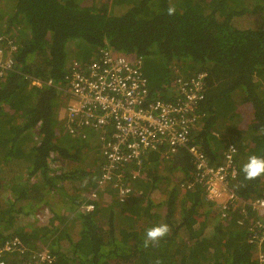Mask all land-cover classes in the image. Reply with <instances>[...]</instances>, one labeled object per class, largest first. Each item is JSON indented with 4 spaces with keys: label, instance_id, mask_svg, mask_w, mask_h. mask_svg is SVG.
<instances>
[{
    "label": "trees",
    "instance_id": "trees-1",
    "mask_svg": "<svg viewBox=\"0 0 264 264\" xmlns=\"http://www.w3.org/2000/svg\"><path fill=\"white\" fill-rule=\"evenodd\" d=\"M112 1L0 0V34L18 44L13 68L0 79V243L18 236L29 247L46 245L54 264H258L245 232L219 220L199 187L180 190L193 168L184 147L166 158L148 153L141 176L126 178L133 194L125 200L117 198L112 180L90 211L81 210L103 159L99 149L94 158L80 151L98 146L99 134L91 127L83 136L65 130L59 116L64 93L55 85L72 59L87 62L100 47L140 58L150 98L171 97L173 69L204 70L190 141L211 163L220 161L225 141L232 142L238 167L232 188L253 201L262 195L264 175L245 180L242 166L250 155L264 157V0ZM244 102L253 120L237 127L243 117L237 104ZM157 185L166 187V197L154 204L147 198ZM43 206L47 222L23 223L22 215ZM160 223L170 232L157 246L144 247L146 230Z\"/></svg>",
    "mask_w": 264,
    "mask_h": 264
},
{
    "label": "built area",
    "instance_id": "built-area-1",
    "mask_svg": "<svg viewBox=\"0 0 264 264\" xmlns=\"http://www.w3.org/2000/svg\"><path fill=\"white\" fill-rule=\"evenodd\" d=\"M18 44L10 34H0V79L13 68ZM140 58H127L100 47L87 62L71 60L63 79L55 88L73 98L64 108L63 127L69 134L83 136L91 127L99 134L103 162L95 186L87 191L80 209L90 211L104 186L113 180L120 201L133 194L129 180L141 176L143 159L150 152L169 157L180 147L192 158L190 178L181 181L182 190L199 187L202 202L218 210V218L240 227L253 247L258 264H264V188L262 195L247 201L232 188L238 175L236 146L228 141L217 163L190 141L200 114L206 72L190 74L173 69L168 99L149 97L147 79ZM37 86L49 80L32 79ZM108 134V135H106ZM139 196V192H137ZM248 207L253 210L250 213ZM55 255L46 245L29 247L18 236L0 243V264H54Z\"/></svg>",
    "mask_w": 264,
    "mask_h": 264
},
{
    "label": "clouds",
    "instance_id": "clouds-1",
    "mask_svg": "<svg viewBox=\"0 0 264 264\" xmlns=\"http://www.w3.org/2000/svg\"><path fill=\"white\" fill-rule=\"evenodd\" d=\"M175 12V7L171 6L168 8V14L172 15ZM75 59V58H74ZM73 60V59H72ZM199 70V69H198ZM197 71V70H196ZM195 72V71H194ZM193 73V72H191ZM67 102V101H66ZM66 102L64 101L59 109V116L64 115V108ZM242 172L245 180H254L257 177L264 175V157L257 155H250L246 163L242 166ZM170 232L169 225L167 223H160L152 226L146 230V236L144 239V247L157 246L159 241L164 238ZM155 264H161L160 260L157 259Z\"/></svg>",
    "mask_w": 264,
    "mask_h": 264
},
{
    "label": "rangeland",
    "instance_id": "rangeland-1",
    "mask_svg": "<svg viewBox=\"0 0 264 264\" xmlns=\"http://www.w3.org/2000/svg\"><path fill=\"white\" fill-rule=\"evenodd\" d=\"M111 3H114L112 0H111ZM63 98H64V101H72L73 98L67 94H63ZM7 109H9V105L6 104L5 106ZM87 130H89V128H85L84 131L86 132ZM87 143H89L90 146H95L96 145V137L95 136H89L87 138ZM92 143L94 145H92ZM100 148V139H99V136H98V146L96 147H93V149L91 150H86V151H80V156L81 157H84V155L90 157V158H94V155H95V152H97ZM67 162L69 163V166H66V170H70L69 168L71 167V164L72 162L70 160H67ZM58 164L60 165H63V163L61 161L58 162ZM100 173V169H99V172L97 173V175ZM176 184V183H175ZM52 196L55 197V195L53 194ZM151 197V196H150ZM145 198V197H144ZM144 198H142V195L141 197H139V199H142L144 200ZM155 203V202H159V200L157 199H154V198H147V200H150ZM54 202H59V198L58 199H53ZM46 206H43L41 209L38 210L37 214L33 215V214H29V215H22L21 216V219L23 220V223H28V224H32V219L34 220V223H39L40 221H43V222H47V219H49V217L46 215ZM36 220H39L38 222H36ZM39 225V224H38Z\"/></svg>",
    "mask_w": 264,
    "mask_h": 264
},
{
    "label": "crops",
    "instance_id": "crops-1",
    "mask_svg": "<svg viewBox=\"0 0 264 264\" xmlns=\"http://www.w3.org/2000/svg\"><path fill=\"white\" fill-rule=\"evenodd\" d=\"M237 110L241 113V115H243L242 117V121H240L239 123L237 122V127H241V126H246V123H248L249 121L253 120V115H252V107L249 103L244 102V103H238L237 104ZM228 140L225 141V143H227ZM171 185H175V182H171ZM165 186L164 185H157L154 187V189L152 190V192H149V198H154L160 201H162V199H164L166 197V191H165ZM181 190V188H180ZM183 191V190H181ZM139 196H141V193L139 192ZM151 196V197H150ZM158 202H155L154 204H157Z\"/></svg>",
    "mask_w": 264,
    "mask_h": 264
},
{
    "label": "bare ground",
    "instance_id": "bare-ground-1",
    "mask_svg": "<svg viewBox=\"0 0 264 264\" xmlns=\"http://www.w3.org/2000/svg\"><path fill=\"white\" fill-rule=\"evenodd\" d=\"M253 199V198H252Z\"/></svg>",
    "mask_w": 264,
    "mask_h": 264
}]
</instances>
